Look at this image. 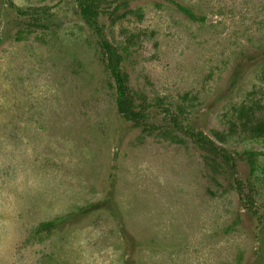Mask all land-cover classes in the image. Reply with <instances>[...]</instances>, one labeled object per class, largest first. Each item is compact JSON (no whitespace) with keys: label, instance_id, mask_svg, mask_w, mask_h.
Masks as SVG:
<instances>
[{"label":"rangeland","instance_id":"1","mask_svg":"<svg viewBox=\"0 0 264 264\" xmlns=\"http://www.w3.org/2000/svg\"><path fill=\"white\" fill-rule=\"evenodd\" d=\"M98 20L153 132L119 113L75 0H0V264H264V136L247 129L264 0H105Z\"/></svg>","mask_w":264,"mask_h":264},{"label":"trees","instance_id":"2","mask_svg":"<svg viewBox=\"0 0 264 264\" xmlns=\"http://www.w3.org/2000/svg\"><path fill=\"white\" fill-rule=\"evenodd\" d=\"M79 6V11L87 24L100 36V55L102 61L111 72L116 82L117 98L116 104L119 113L127 120L141 127L145 131H152L153 128L147 123L145 109H138L134 94L130 88L128 77L122 71L120 64L122 56L117 48L106 38H103V30L99 24V14L102 8V2L105 0H75ZM190 17L195 18L194 13L186 8H182ZM247 129L254 136H264V119H258L254 124H248ZM192 139L197 146L205 152L208 159L213 160L224 167L227 172L233 176L236 175L237 160L227 149L218 146L214 140L203 133H191ZM251 155V154H250ZM250 161H253L250 156ZM52 223H43V229L50 230Z\"/></svg>","mask_w":264,"mask_h":264}]
</instances>
